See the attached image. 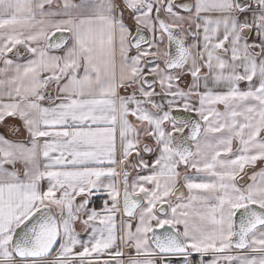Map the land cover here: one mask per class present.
<instances>
[{"label": "snow or ice", "instance_id": "obj_1", "mask_svg": "<svg viewBox=\"0 0 264 264\" xmlns=\"http://www.w3.org/2000/svg\"><path fill=\"white\" fill-rule=\"evenodd\" d=\"M0 264H264V0H0Z\"/></svg>", "mask_w": 264, "mask_h": 264}]
</instances>
